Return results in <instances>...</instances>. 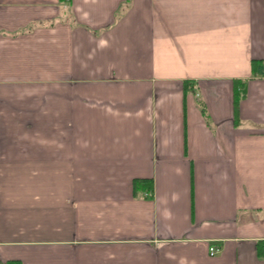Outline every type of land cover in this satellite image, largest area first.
Segmentation results:
<instances>
[{
  "label": "crops",
  "instance_id": "obj_1",
  "mask_svg": "<svg viewBox=\"0 0 264 264\" xmlns=\"http://www.w3.org/2000/svg\"><path fill=\"white\" fill-rule=\"evenodd\" d=\"M8 263L264 264V0H0Z\"/></svg>",
  "mask_w": 264,
  "mask_h": 264
},
{
  "label": "built area",
  "instance_id": "obj_2",
  "mask_svg": "<svg viewBox=\"0 0 264 264\" xmlns=\"http://www.w3.org/2000/svg\"><path fill=\"white\" fill-rule=\"evenodd\" d=\"M218 252V248L216 246H211L210 247V254L214 255Z\"/></svg>",
  "mask_w": 264,
  "mask_h": 264
},
{
  "label": "trees",
  "instance_id": "obj_3",
  "mask_svg": "<svg viewBox=\"0 0 264 264\" xmlns=\"http://www.w3.org/2000/svg\"><path fill=\"white\" fill-rule=\"evenodd\" d=\"M141 182H144V181H142V180H138L136 184H141ZM147 185H148V186H151V182H148ZM8 264H12V263H8Z\"/></svg>",
  "mask_w": 264,
  "mask_h": 264
}]
</instances>
